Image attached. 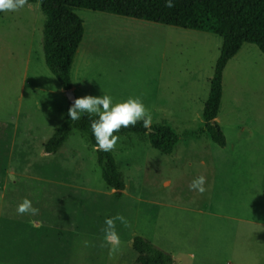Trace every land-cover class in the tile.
Returning a JSON list of instances; mask_svg holds the SVG:
<instances>
[{
  "label": "rangeland",
  "instance_id": "rangeland-1",
  "mask_svg": "<svg viewBox=\"0 0 264 264\" xmlns=\"http://www.w3.org/2000/svg\"><path fill=\"white\" fill-rule=\"evenodd\" d=\"M73 11L84 26L70 72L75 99L107 94L118 103L140 97L151 127L167 126L179 141L170 154H162L145 136L119 135L109 152L125 183L120 197L104 184L86 134L73 130L55 154H45L44 145L64 122L68 105L66 91L44 63L45 17L38 2L2 12L0 264H131L132 252L137 258L131 244L135 236L164 251H179L178 234L191 228V203L207 197L208 182L203 192L190 188L206 173L196 162H222L231 177L228 193H262L264 57L255 46L243 45L223 71L216 122L226 144L220 148L202 132L201 120L219 37ZM237 176H248L253 184L235 187ZM24 199L38 210L35 214L17 211ZM237 203L231 199L232 210L243 216L250 208L259 210ZM116 215L125 217L127 226L116 221L121 242L110 251L104 221Z\"/></svg>",
  "mask_w": 264,
  "mask_h": 264
},
{
  "label": "trees",
  "instance_id": "trees-1",
  "mask_svg": "<svg viewBox=\"0 0 264 264\" xmlns=\"http://www.w3.org/2000/svg\"><path fill=\"white\" fill-rule=\"evenodd\" d=\"M37 2L45 17L42 29L44 63L64 91L72 88L71 66L84 35L83 22L74 13V9L219 37L222 45L209 81L208 97L201 112V120L202 132L216 146L225 147L224 134L216 122L222 98L223 71L243 45L255 46L264 57V0H173L171 8L164 6V0H28L27 4ZM70 106L68 103L64 111V122L44 145V153L55 154L66 143L73 130L86 134L95 149L104 184L114 191L116 197H120L125 183L113 155L111 152L96 150L90 118L85 114L80 120H70L67 116ZM114 134L145 136L151 148L162 154H170L178 142V136L169 127L152 126L146 129L142 126V121L137 122L135 127H122ZM262 195L264 197V176ZM131 244L138 256L135 264H173L169 254L142 237H133Z\"/></svg>",
  "mask_w": 264,
  "mask_h": 264
},
{
  "label": "crops",
  "instance_id": "crops-1",
  "mask_svg": "<svg viewBox=\"0 0 264 264\" xmlns=\"http://www.w3.org/2000/svg\"><path fill=\"white\" fill-rule=\"evenodd\" d=\"M71 90L75 92L73 85ZM196 163L205 168L206 173L200 176L208 182L207 197L198 200L200 203H191L193 205L189 209L190 214L193 215L189 220L191 228L189 231L178 234L180 250L165 252L173 257L177 264H264V197L262 193L258 196L247 191L241 192V189H234L232 193L229 192L231 194L229 195L226 183L231 181V177L228 176L227 168L222 165V162H217L213 158L211 163L205 161ZM260 178L259 189L262 192V173ZM236 180L239 183H232L237 185L235 187L253 184V180L248 176L243 178L237 176ZM231 199L236 200L238 205L243 201L258 205L259 210L250 208V212H247L245 216L234 213ZM248 225L251 228L249 246ZM132 254L134 253H131V264L137 260Z\"/></svg>",
  "mask_w": 264,
  "mask_h": 264
},
{
  "label": "clouds",
  "instance_id": "clouds-1",
  "mask_svg": "<svg viewBox=\"0 0 264 264\" xmlns=\"http://www.w3.org/2000/svg\"><path fill=\"white\" fill-rule=\"evenodd\" d=\"M27 3L28 0H0V12L16 11L24 8ZM164 6L173 7V0H164ZM85 114L90 118V129L96 141L94 147L104 152L115 148L120 136L114 133H118L122 127L128 128L130 125L135 127L137 122L142 121V126L150 129L152 123V117L140 97H129L118 103H113L112 97L107 94L76 98L68 108L67 116L70 120L77 121ZM93 116L96 118L91 119ZM204 183L205 178L200 176L192 181L190 188L203 192ZM17 211L35 214L38 210L32 207L31 201L24 199L18 205ZM116 221L127 226L126 218L121 215L105 219L104 240L111 245L110 251H115L121 242L116 231Z\"/></svg>",
  "mask_w": 264,
  "mask_h": 264
},
{
  "label": "water",
  "instance_id": "water-1",
  "mask_svg": "<svg viewBox=\"0 0 264 264\" xmlns=\"http://www.w3.org/2000/svg\"><path fill=\"white\" fill-rule=\"evenodd\" d=\"M67 101L70 105H72L73 101L75 100V97L72 93V90L66 91Z\"/></svg>",
  "mask_w": 264,
  "mask_h": 264
}]
</instances>
